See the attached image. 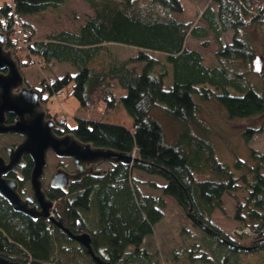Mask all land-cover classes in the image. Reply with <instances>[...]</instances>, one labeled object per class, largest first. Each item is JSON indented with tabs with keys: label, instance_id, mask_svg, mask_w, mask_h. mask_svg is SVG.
<instances>
[{
	"label": "trees",
	"instance_id": "obj_1",
	"mask_svg": "<svg viewBox=\"0 0 264 264\" xmlns=\"http://www.w3.org/2000/svg\"><path fill=\"white\" fill-rule=\"evenodd\" d=\"M66 1H2L0 30L6 48L22 72L54 62L75 69L41 79L36 87L45 101L63 89L88 110L122 105L133 119L132 128L87 118H79L75 127L67 121L59 124L84 142L135 159L111 165L104 175H89L74 191L62 192L63 226L59 218L50 224L44 217L16 211L0 195V255L20 264H62L64 251H56L57 244L78 242L73 234L86 231L95 251L114 264H157L144 242L164 217L168 196L201 232L200 241L184 249L187 260L264 264V152L250 148L253 161L237 158L241 171H232L217 158L209 128L198 117L201 102L216 101L228 118H264V70L255 68L261 54L251 36L241 32L264 23V0H202L198 21L175 15L184 12L182 0H84L94 12L79 27L37 37L31 16ZM229 30L234 32L230 41L225 38ZM210 37L218 44L212 56L188 46L192 38L208 47ZM115 43L135 51L121 58L111 46ZM252 74L261 77L259 83L251 80ZM12 121L8 113L7 122ZM169 128H175L172 138ZM63 130L57 127V132ZM257 130L248 127L246 140ZM137 170L157 180L137 178ZM239 180L248 195L245 202L237 199L234 219L249 230L250 243L232 238L212 221L215 209L224 208L223 195L236 190ZM144 185L159 193L143 192ZM78 244L73 253L89 256ZM83 264L96 263L89 256Z\"/></svg>",
	"mask_w": 264,
	"mask_h": 264
},
{
	"label": "rangeland",
	"instance_id": "obj_2",
	"mask_svg": "<svg viewBox=\"0 0 264 264\" xmlns=\"http://www.w3.org/2000/svg\"><path fill=\"white\" fill-rule=\"evenodd\" d=\"M4 0H0V3ZM185 4L184 12L175 15L184 21H198V14L204 7L205 2L202 0H182ZM94 10L84 0H67L58 8H48L39 14L32 15L31 21L36 29V36L45 38L49 33L61 29H74L79 27L86 20L87 16L92 14ZM138 32V31H137ZM244 35H250L257 53L261 54L262 69L264 70V23L257 25L256 28L242 29ZM233 30H229L225 38L230 41ZM113 50L121 58L131 56L135 48L123 45L112 44ZM189 47L199 48L207 56L218 48V44L210 37V45L204 47L199 40L190 39ZM209 61V60H208ZM211 64V63H210ZM75 69L69 63L54 62L48 68L35 65L23 69V75L28 79V83L39 86L42 78L63 74L66 69ZM248 72V70L243 69ZM249 74V73H248ZM247 74V75H248ZM251 80L259 83L261 77L257 74L251 75ZM33 86V87H34ZM105 104V102H103ZM202 111L198 115L202 124H206L209 128V134L212 138L214 153L217 158L228 163L231 170L240 172L235 161L237 158L253 161L250 154V148H257L264 152V118L260 116L250 118H228L223 107L216 101L201 102ZM62 105V106H60ZM48 106L51 111L58 114L65 113L67 115V123L70 127H75L79 118H87L93 120H103L115 123H121L129 128L133 127V119L127 110L121 105L116 106L113 110L107 111L105 107L97 110H88L81 106L79 99L72 95L68 90L62 96H53L49 100ZM248 127H258L260 130L251 132V137L246 140V131ZM175 134V128L167 129V136L172 138ZM19 139L14 136L12 140ZM54 157L47 153L48 165H53ZM59 158L57 157V162ZM69 163V160H68ZM106 166L102 164L101 166ZM49 169V167H48ZM135 177L143 179L157 180L156 176L147 175L141 171L135 173ZM238 188L223 195V210L215 209L212 215V221L220 226L232 238L241 243H250L252 235L247 228H241V223L234 219V211L237 199L245 202L248 195L245 183L238 181ZM145 193H159L154 191L150 186H143ZM167 200L166 213L164 217L155 225L154 232L145 237L144 244L154 251V259L157 264H200L198 261L191 262L186 258V251L194 242L200 241L201 232L197 231L193 224L186 217L185 212L181 209L174 199L165 196ZM244 231L249 234H243ZM78 242L64 241L56 246L59 251H64L62 264H83L89 260V256L84 252L75 255ZM72 249V250H71ZM180 251V252H179ZM57 254V252H56Z\"/></svg>",
	"mask_w": 264,
	"mask_h": 264
},
{
	"label": "water",
	"instance_id": "obj_3",
	"mask_svg": "<svg viewBox=\"0 0 264 264\" xmlns=\"http://www.w3.org/2000/svg\"><path fill=\"white\" fill-rule=\"evenodd\" d=\"M255 68L262 70V59L257 56ZM7 113L16 115L14 122H7ZM56 122L46 118V110L41 102L40 91L28 86L13 52L6 48L5 33L0 30V133L20 134L24 138L15 145H9L1 149L8 151V162L0 154V195L4 197L16 211L37 218L48 216V207L43 211H37L30 206L28 200L23 199L17 191V182L5 175L16 165L25 163L23 156L29 154L33 160L31 181L36 194L42 199L41 177L47 165V151L52 150L59 157H72L75 160L76 172L69 174L65 169H58L54 178L57 184L65 186L68 176L72 179L80 178L85 172L97 175L103 173L95 170L97 162L121 161L128 164L135 159L132 154L107 147L95 146L90 142H84L72 132L58 135L54 131ZM58 126V124H57ZM89 163V166L87 164ZM57 223L63 226L61 215ZM66 231L71 233L67 227ZM78 242L86 247V251L96 264H114L95 251L89 232L73 234ZM250 248V247H249ZM0 264H20L0 255Z\"/></svg>",
	"mask_w": 264,
	"mask_h": 264
},
{
	"label": "flooded vegetation",
	"instance_id": "obj_4",
	"mask_svg": "<svg viewBox=\"0 0 264 264\" xmlns=\"http://www.w3.org/2000/svg\"><path fill=\"white\" fill-rule=\"evenodd\" d=\"M41 102L45 106L46 110V118L53 119L56 122V125L54 126V131L58 135H64L66 133H69L70 131L65 128L64 125H61L60 127L64 129L62 132H57V115H54L51 111L50 107L48 106L49 101L41 99ZM8 114V113H7ZM13 115V121L16 119V115L11 113ZM7 116V115H6ZM9 123V122H8ZM14 136H18L19 139H13ZM23 136L20 134H14V133H0V146L2 148L9 146V145H15L16 143L23 140ZM47 153H50L53 155V165H47L45 166L44 172L41 177V189L43 192L42 199L36 194L35 189L33 188V184L31 181V174L33 169V160L30 157L29 154H25L23 156L25 163L23 165L18 164L16 165L12 170H10L5 176L9 179H14L17 182V191L19 192L20 196L28 200V203L30 206L34 207L37 211H43L44 206L47 205L48 209V216H40L47 219V222H50V224H53L54 219L60 218L61 215L60 211V195L62 192L67 193L68 191L72 190L74 191L77 186V183L81 180H85L89 175L92 176H101L104 175L108 168L111 167V165H116L120 161L115 162H96L94 164V169L101 170L103 173H99L97 175H94L90 172H85L80 178L72 179L71 176H68V182L63 187L61 185L57 184V178H54L55 174H57L58 169H65L69 174H73L76 172V164L75 160L72 157H59L55 152L52 150H48ZM0 154L5 158V160L8 162V151L6 149H1ZM57 157L59 158L57 162ZM69 160V163H68ZM102 164H105L104 167L101 166ZM89 166V163L87 164ZM49 167V169H48ZM29 175V176H28ZM4 198V197H3ZM32 218V217H31ZM36 219V218H34Z\"/></svg>",
	"mask_w": 264,
	"mask_h": 264
},
{
	"label": "built area",
	"instance_id": "obj_5",
	"mask_svg": "<svg viewBox=\"0 0 264 264\" xmlns=\"http://www.w3.org/2000/svg\"><path fill=\"white\" fill-rule=\"evenodd\" d=\"M24 35H26V34H24ZM62 119H64V115H63Z\"/></svg>",
	"mask_w": 264,
	"mask_h": 264
}]
</instances>
